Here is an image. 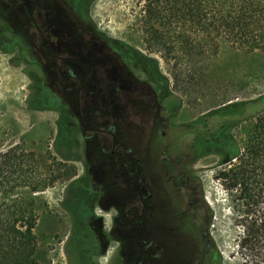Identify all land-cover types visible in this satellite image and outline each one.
<instances>
[{"label":"rangeland","instance_id":"374dc122","mask_svg":"<svg viewBox=\"0 0 264 264\" xmlns=\"http://www.w3.org/2000/svg\"><path fill=\"white\" fill-rule=\"evenodd\" d=\"M76 3L78 8L84 6V9L81 12L78 10L71 23L82 36L79 40L89 43V61L96 62L103 57L119 58L122 55L136 77L147 81L153 90H159V94L167 96L165 100L171 102L166 112L171 116L168 120L170 123L161 125L154 136L150 133V120L146 115L148 110L154 112L157 109L150 101H144L143 105L148 109L139 112L132 109L129 97H124L122 92L118 98L112 99L101 93L80 97L84 118L86 114L93 115L95 121L88 126L115 125L118 137L124 140L135 157L144 160L154 148L173 141L176 136L178 138L180 131L190 128V123L223 102L252 100L264 94V54L245 53L224 44L219 55L211 61L209 79L204 81L205 78L200 77L189 83L181 74V69L174 70L172 62H167L160 52L148 47L144 41L140 28L142 0H77ZM14 21L24 28L23 16L15 13ZM29 39L38 47L33 37L29 35ZM139 52L158 59L162 74L169 77L168 91L165 90L164 78L153 80L149 75L148 66L139 58ZM44 57L39 54V66L21 61L16 52L4 53L0 50V144H21L27 150L35 151L43 159L46 169L56 162L67 163L68 167L75 169L71 179H61L54 186L39 192L43 207L37 234L49 264H125L134 249V241L132 237L125 236V230L122 233L120 219L112 221L115 209L103 206L108 203L110 195H114L118 201L117 194L123 190V182L118 181V172L112 170L122 167L119 158L110 156L111 138L107 147L102 145L101 137L86 140L89 131L78 114L74 113L65 120L71 126L67 139L61 137L59 132V110L30 107L29 101L34 94L31 73L48 78L58 92L78 98L81 74L71 77L65 73L64 76L52 60ZM96 72L100 73L99 70ZM176 74H179L178 78ZM95 81L90 79L88 84L95 86ZM178 104L179 108L174 113ZM74 107L64 108L74 112ZM257 108L250 106L249 110L255 112ZM159 114L156 119L161 120ZM134 120H140L141 125L138 121L136 124L128 122ZM252 121L250 118L234 129L242 147L248 140ZM162 130L167 133L165 138ZM183 137L186 141L188 135ZM219 161V155L208 154L196 160L191 169L200 178L205 200L212 211L211 236L222 264H237L233 251L239 228L233 222L228 193L220 180L215 178ZM64 168L62 165L61 172H64ZM71 169L68 170L72 172ZM113 181L117 183L110 187ZM79 199L85 201L90 211L80 230L76 226L81 215V208L76 207ZM158 201L164 203V196L160 195ZM100 218L104 221L103 231L109 232L114 227L106 252L102 251L101 240L97 236Z\"/></svg>","mask_w":264,"mask_h":264},{"label":"trees","instance_id":"16d2710c","mask_svg":"<svg viewBox=\"0 0 264 264\" xmlns=\"http://www.w3.org/2000/svg\"><path fill=\"white\" fill-rule=\"evenodd\" d=\"M142 1L144 41L172 62L174 70L181 69L189 83L200 77L209 79L211 61L224 44L237 51L264 54V0ZM0 50L16 52L21 61L41 66L39 47L15 23L7 0H0ZM139 58L153 80L165 79L168 91L169 77L162 74L158 59L143 52ZM31 78L34 94L30 107L59 110V132L68 139L71 126L65 120L76 111L64 107L76 108L79 101L58 92L48 78L34 73ZM157 94L164 104L167 96L162 97L159 90ZM250 106L259 108L251 112ZM178 108L179 104L174 113ZM250 118L248 140L242 147L234 129ZM192 126L185 141L188 151L200 158L212 153L220 156L215 178L228 193L233 222L239 228L233 251L237 264H264V94L252 100L223 102L199 116ZM90 139L87 134L86 140ZM43 163L35 151L21 144H0V264H49L37 234L43 207L39 192L61 179H71L75 169L60 162L55 164L61 166L46 169ZM76 207L81 208L76 222L80 230L90 211L83 199Z\"/></svg>","mask_w":264,"mask_h":264},{"label":"flooded vegetation","instance_id":"af4514ba","mask_svg":"<svg viewBox=\"0 0 264 264\" xmlns=\"http://www.w3.org/2000/svg\"><path fill=\"white\" fill-rule=\"evenodd\" d=\"M7 2L12 7L13 17L15 13L24 17L25 31L38 42L39 52L45 59L52 60L64 76L65 73L71 77L81 74L77 90L79 103L75 111L91 139L101 137L102 145L107 147L111 138L110 156H118L122 166L112 170L118 172L123 190L117 194L118 201L110 195L108 203L103 206L115 209L112 221L120 219L122 233L125 230V236L132 237L134 241V249L125 264H222L211 236L212 211L205 200L201 180L191 169L200 157L190 153L183 140V136L193 128L192 123L190 128L180 131L178 138L176 136L173 141L161 143L148 156L146 154L144 160L133 156L124 140L118 137L115 125L88 126L95 121L93 115L86 114L84 118L80 97L101 93L112 99L118 98L122 92L124 97H129L132 109L139 112L147 110L143 102L150 101L157 109L154 112L148 110L146 115L150 120V133L154 136L161 125L170 123L171 116L166 114L170 102L165 100L161 104L157 91L147 81L134 75L126 59L103 57L96 62L89 61V43L79 40L82 36L71 23L78 10L81 12L84 9V6L78 8L77 0ZM90 79L96 80L95 86L88 84ZM158 114L161 120L156 119ZM137 121L141 125L140 120ZM137 121L128 122L136 124ZM161 134L164 138L167 135L165 130ZM160 195L164 196V203L158 201ZM103 228L104 221L100 218L97 236L101 240L102 251L106 252L114 227L109 232L103 231Z\"/></svg>","mask_w":264,"mask_h":264}]
</instances>
